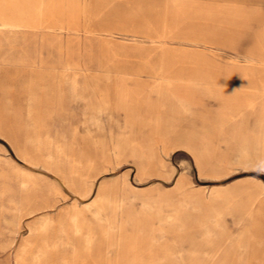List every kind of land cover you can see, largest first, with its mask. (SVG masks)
<instances>
[{
	"label": "rangeland",
	"instance_id": "1",
	"mask_svg": "<svg viewBox=\"0 0 264 264\" xmlns=\"http://www.w3.org/2000/svg\"><path fill=\"white\" fill-rule=\"evenodd\" d=\"M0 264H264V0H0Z\"/></svg>",
	"mask_w": 264,
	"mask_h": 264
},
{
	"label": "crops",
	"instance_id": "2",
	"mask_svg": "<svg viewBox=\"0 0 264 264\" xmlns=\"http://www.w3.org/2000/svg\"><path fill=\"white\" fill-rule=\"evenodd\" d=\"M198 229V228H197ZM215 252V251H214ZM214 252H212V254L214 253ZM212 257V256H211Z\"/></svg>",
	"mask_w": 264,
	"mask_h": 264
}]
</instances>
